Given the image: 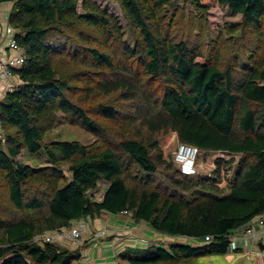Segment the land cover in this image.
<instances>
[{
    "label": "trees",
    "instance_id": "1",
    "mask_svg": "<svg viewBox=\"0 0 264 264\" xmlns=\"http://www.w3.org/2000/svg\"><path fill=\"white\" fill-rule=\"evenodd\" d=\"M3 1L14 3L9 24L17 29L27 57L23 66L13 68L19 84L0 100V124L5 130L4 136L0 134V176L15 208L42 214L11 221L0 217V264H73L82 258L85 246L40 244L34 237L69 228L82 218L94 219L104 211L120 214L123 210L162 234V242L180 235L192 240L172 241L168 247L150 244L143 254L134 255L128 245L118 255L119 264H127L123 260L198 263L204 256L226 254L230 234L264 216V52L246 63L235 61L223 67L221 53L212 60L187 39L177 40L164 13L176 0H118L135 35V46L124 39L118 17L97 0ZM192 2L200 14L217 3L225 4L244 23L262 26L264 0ZM79 25L119 37L117 51L89 45L87 52L91 65L102 74L96 91L105 95L119 91L130 99L142 95L139 109L147 112L138 119L135 134L124 131L119 138L112 136L108 125L71 97L72 85L59 75L55 55L69 47L68 30ZM152 80L161 82L160 93L156 87L147 89ZM59 112L98 140L92 144L45 141ZM98 114L109 122L119 118L118 108L107 103H99ZM169 130L177 133L179 142L196 145L201 153H243L228 193L221 194L215 179L184 175L174 161L164 158L158 135ZM23 148L46 155L51 164L33 167L21 162L18 156ZM64 162L70 163L69 175ZM162 166L175 168L167 185L156 184L153 178ZM136 167L141 172L132 176ZM102 180L110 184L101 200L94 199L90 192ZM207 235L212 239L207 241Z\"/></svg>",
    "mask_w": 264,
    "mask_h": 264
},
{
    "label": "rangeland",
    "instance_id": "2",
    "mask_svg": "<svg viewBox=\"0 0 264 264\" xmlns=\"http://www.w3.org/2000/svg\"><path fill=\"white\" fill-rule=\"evenodd\" d=\"M97 1L103 8L108 9L110 13L118 17L120 25L123 29L124 39L130 45L135 46V35L128 24L127 18L124 15L119 1ZM165 9L166 10L164 13L166 23L171 27L175 38L177 40L187 39L190 45L203 50L205 54L212 60L217 57L218 53H221L223 67H226L229 63H234L235 61L246 63V61L251 56L259 58L261 55H263L264 18L262 21V26L260 28L255 27L244 23L243 17L239 14L234 15L227 5L218 3L207 12L200 14L192 0H176L173 5L167 6ZM3 24V26H5L7 23ZM235 26H239V28L234 32L232 29ZM68 33L72 35V37L69 38V47L55 55V65L59 75L65 76L72 85L73 89L71 92L73 95L69 92L71 97L86 107L87 110L90 111V113L101 123L108 125V132H110L112 136L115 135L116 138H119L118 133H122L124 131L135 134V127H140V121L138 119L141 118L142 112H147V109H144L143 107L142 110L139 109V104L142 101V95L135 94V99H130L119 91L108 95L101 94L100 92L96 91V85L99 83L98 78L102 74H99L96 68L91 65L90 54L87 52V47L89 45H95L104 50L117 51L119 48V37H117L115 33L110 34L106 31H101L85 25H79V27L74 30H68ZM70 45H74L77 50L73 51V47ZM118 56L120 57L121 53H119ZM120 74L122 76L128 75L127 73ZM143 81L146 82L147 79L144 77ZM18 82L19 78L16 74L2 82L0 84V100L4 98L8 90H12V88L14 89ZM148 85L149 87H147V89H154L156 87L155 92L160 93L159 89H161V82L159 80H152V82ZM143 88H146L145 84L143 85L142 89ZM99 103L112 104L117 107L119 110L118 120L115 122H109L102 118L98 114ZM132 120L136 121L133 126L130 125ZM127 123H129L128 126H126ZM4 131V128L0 124V134L2 136L5 134ZM143 132L147 133V129L143 128ZM55 139L79 140L86 144H92L98 140L94 134L85 130L81 126L67 122L64 112L58 113L55 126L46 134L45 137V141L47 142ZM158 139L164 158L167 159L169 163H172L173 154L179 142L177 133L171 130L161 132L158 135ZM242 157L243 153H230L223 150H212L207 152L203 151L199 158L201 172L200 175H207L211 177V179H215L217 186L220 188L221 194H226L230 190L232 181L235 177V173ZM18 159L21 162L29 164L33 167H43L51 164L46 155L31 154L26 148H23L22 153L18 156ZM220 160H223L224 164L221 163L223 167L219 171V174L215 175L214 173ZM69 164V162H64L62 164V167L65 169L68 175L69 171L67 169ZM169 167L170 169H166L165 166H162L158 173L153 176L156 184L167 185L169 175L175 170L173 166ZM131 171L132 176L141 172L137 167L132 168ZM128 182H133L132 177H128ZM107 188V182L102 180L99 182L97 188L91 190V196L94 199L101 200L103 198L104 191H106ZM123 211L121 214L128 215L123 213ZM39 214H42V212L39 210L29 212L27 210H18L15 208L9 201L6 181L0 176L1 218L11 221L23 217L28 218L31 215L37 216ZM128 216L134 220L132 213H130ZM88 222L90 225H92L90 220H88ZM128 228L131 236L128 237L129 241L127 244L132 246L134 249L131 252L132 255L136 253L143 254L144 250L148 248L150 244H158L160 246L168 247L169 243L172 241L185 243L191 242L186 237H171L165 239V241L162 242L164 240L163 235L156 232L155 236H153L154 232L151 231L148 233L150 237L139 235L140 231L143 229L142 224L134 223ZM246 228L237 229L230 234L231 245L226 254L204 256L199 258L198 263L192 261L193 263L189 264H264V250L258 246L259 242L264 241V239L261 238L260 240H256L254 242L251 241V239L243 240V236L246 235ZM152 230L155 231L154 229ZM116 231L119 232L118 230ZM51 232H47L46 234H50ZM142 233L144 234V232ZM124 235L125 234L122 236ZM98 241L100 242V240ZM251 242H253V244ZM127 249L128 246L125 247L123 252ZM88 254L89 252L87 251L86 255ZM96 254L98 253L92 252L93 258L96 256H101L100 259L102 260L100 262L107 263L106 261H108V264H115V262H111V259H108L107 255H103L106 257H102V255H100L101 253L98 255ZM86 255L82 258L86 261H90L91 257ZM79 261H75L73 264H77ZM128 261L129 260H123V262L127 264L129 263ZM96 262L93 264H96ZM166 264L188 263L182 260L170 261Z\"/></svg>",
    "mask_w": 264,
    "mask_h": 264
},
{
    "label": "built area",
    "instance_id": "3",
    "mask_svg": "<svg viewBox=\"0 0 264 264\" xmlns=\"http://www.w3.org/2000/svg\"><path fill=\"white\" fill-rule=\"evenodd\" d=\"M6 41L8 50L7 53H4L2 46ZM26 57L27 55L25 49L20 45L17 38V29L11 24L6 25L5 28L0 32V82L11 78L14 75L13 68L23 66L26 62ZM201 154L202 153L198 147L192 144L179 142L173 154V161L182 174L198 175L201 174L199 165V158ZM123 213L129 215L131 212L124 210ZM75 222L69 228H59L53 230L50 234L38 235L34 237L33 241L40 244L45 241L60 242L62 240L80 243L85 234L92 231V227L88 220L84 218L76 220ZM245 231L246 235L243 236V240L251 239V241L254 242L256 240H260L261 238L264 239V217L258 216L255 218L245 229ZM106 233V229H101L95 234L97 236H103ZM188 239L190 241L192 240L190 238ZM205 239L209 241L212 239V236L207 235ZM229 239L231 240L230 236ZM253 242L251 243L253 244Z\"/></svg>",
    "mask_w": 264,
    "mask_h": 264
},
{
    "label": "crops",
    "instance_id": "4",
    "mask_svg": "<svg viewBox=\"0 0 264 264\" xmlns=\"http://www.w3.org/2000/svg\"><path fill=\"white\" fill-rule=\"evenodd\" d=\"M13 5L14 3L11 1L0 2V32L2 31V29L5 28L6 25L9 24V15L13 8ZM3 23H7V24L3 26L4 25ZM2 49L4 53H7L8 50L7 41L4 42ZM2 82H0V84ZM105 182H107L109 186L110 183L106 180ZM86 220H90V219L87 218ZM90 221L92 223L91 225L92 231L87 232L80 243H74L73 241H69V240L60 241L63 246H67L69 248H77L79 246L81 247L85 246V248L82 250V254L83 256H85L88 251L89 254L86 256L91 257V260L86 261L83 258H81V260L77 264H93L96 261H97L96 264H108V261H106L107 263L100 262L102 260L100 259L101 256H96L99 253H101L100 255H102V257H106L103 255H107L108 259L109 260L111 259V262H115V264H119L120 260L118 255L121 252H123L126 246H128L127 244L129 241L128 237L130 236L128 227H131V225L134 223L142 224L143 229L142 231H140L139 235L149 236L148 233L150 231L154 232L153 236H155L156 234V232L152 230V228L148 225L147 222L145 221L136 222L132 220L128 215H124L121 213L112 214L110 212L104 211L101 215L96 216L94 219H91ZM101 229H106L107 233L103 236H97L95 233L100 231ZM116 230H118L119 232H117ZM142 232H144V234ZM123 234L125 235L122 236ZM96 237H98L99 239ZM179 237H184V236L180 235ZM98 240H100V242ZM92 252L98 253L95 255L96 256L95 258H93Z\"/></svg>",
    "mask_w": 264,
    "mask_h": 264
},
{
    "label": "water",
    "instance_id": "5",
    "mask_svg": "<svg viewBox=\"0 0 264 264\" xmlns=\"http://www.w3.org/2000/svg\"><path fill=\"white\" fill-rule=\"evenodd\" d=\"M259 247H260L262 250H264V241H260V242H259Z\"/></svg>",
    "mask_w": 264,
    "mask_h": 264
}]
</instances>
